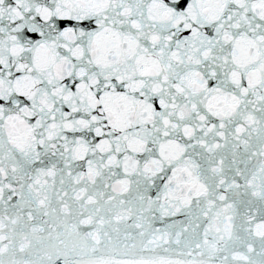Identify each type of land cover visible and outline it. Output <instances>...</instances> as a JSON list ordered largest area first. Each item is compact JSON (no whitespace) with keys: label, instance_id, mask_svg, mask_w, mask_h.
Instances as JSON below:
<instances>
[{"label":"snow or ice","instance_id":"snow-or-ice-1","mask_svg":"<svg viewBox=\"0 0 264 264\" xmlns=\"http://www.w3.org/2000/svg\"><path fill=\"white\" fill-rule=\"evenodd\" d=\"M0 264H264V0H0Z\"/></svg>","mask_w":264,"mask_h":264}]
</instances>
